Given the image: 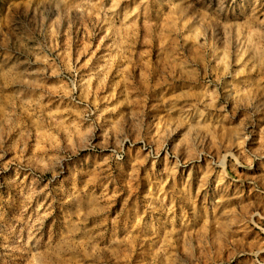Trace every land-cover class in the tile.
<instances>
[{
    "label": "rangeland",
    "instance_id": "374dc122",
    "mask_svg": "<svg viewBox=\"0 0 264 264\" xmlns=\"http://www.w3.org/2000/svg\"><path fill=\"white\" fill-rule=\"evenodd\" d=\"M0 264H264V0H0Z\"/></svg>",
    "mask_w": 264,
    "mask_h": 264
}]
</instances>
